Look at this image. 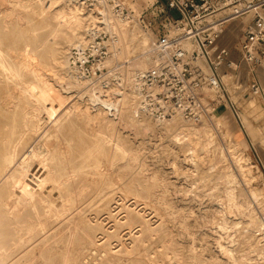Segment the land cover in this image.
Returning <instances> with one entry per match:
<instances>
[{
	"label": "rangeland",
	"instance_id": "obj_1",
	"mask_svg": "<svg viewBox=\"0 0 264 264\" xmlns=\"http://www.w3.org/2000/svg\"><path fill=\"white\" fill-rule=\"evenodd\" d=\"M127 1L133 7H141L152 0ZM25 4V0H0V36L3 44L10 49L21 45L16 33L17 24H22L21 27L27 30L23 40H33L34 37L38 42L44 40L47 29L28 8H22ZM18 13L25 17L23 23L17 22ZM106 18L110 25L101 27L112 34L109 29L117 18L111 15ZM127 27L128 30L135 28L136 35L147 38L145 46L149 51L152 38L138 26ZM32 28L35 33L29 31ZM80 45L83 43L74 42L63 52H67L69 58L70 49ZM112 50L113 54L105 62L109 72L99 78L86 75L84 83L69 84L71 87L64 90V101L57 108L62 133L73 146L66 152L82 150L88 158L83 161L86 172L80 177L75 176L71 187L72 192L83 196L76 204L77 210L71 209L67 212L68 216H61V219L48 214L39 215L36 219L31 211V216L27 217L29 224L41 220L44 228L37 235H33L35 232L23 234L25 240L9 264H80L83 255L89 253L93 245L90 242L85 248L70 245L67 261H63L67 232L71 226L69 220L78 216L89 225L94 222L101 224L106 211L116 215L130 202H134L132 206L137 209L143 207V219L148 220L144 225L140 222L143 220L139 221L142 224L141 239L135 233L136 228L120 238L126 246L120 244L117 237H104L99 242L102 244L107 240L100 248L106 254L98 264H264V111L262 116L245 115L239 104L258 95L264 107V88L261 86L262 89L255 95L247 87L249 79L246 75L239 78L229 73L233 82L231 87L221 75L237 106L238 116L227 107L211 121L200 124L175 118L179 116L160 121L140 110L133 85L135 81L130 83L127 80L129 74H133L135 79L137 72L148 69L152 61L139 68V65L136 67L117 55L115 42ZM67 63L68 67H72L69 61ZM64 65L66 63H55L53 71H46L47 79L56 85L58 81L60 84L67 80ZM222 70L225 71L226 67L222 66ZM109 87L116 88L112 92H102ZM90 93L97 96L96 100L90 98ZM105 99L112 104H104ZM97 113L102 127L93 120ZM113 121L117 124V135L129 148L127 160L117 161L112 172L119 176L116 187L125 194V200L116 199L100 207L97 203L91 204L87 198L92 187L87 177L97 176L88 170L94 162V154L99 152L94 148V140L106 134V128ZM199 134L202 140L207 135L212 139L192 155L190 151L194 150ZM182 135H189V139H176ZM104 147L109 152V144ZM100 157L102 161L106 159L105 155H100L98 159ZM127 162L128 166H125ZM94 215L97 216L96 221ZM112 219L111 216L105 220L107 225L105 223V228L97 230L96 234L101 235L103 230L112 231L113 228L108 227ZM219 244L221 248H218ZM128 250L131 251L128 253Z\"/></svg>",
	"mask_w": 264,
	"mask_h": 264
},
{
	"label": "bare ground",
	"instance_id": "obj_2",
	"mask_svg": "<svg viewBox=\"0 0 264 264\" xmlns=\"http://www.w3.org/2000/svg\"><path fill=\"white\" fill-rule=\"evenodd\" d=\"M25 3L22 8H28L47 31L44 40L40 42L36 41L35 37L33 40L26 41L23 40V36L27 30L21 27L22 24H17L16 33L21 45L15 49L6 47L0 36V264L11 262L13 255L25 240L24 233L35 232L33 235H37L43 230L44 225L41 220L33 225L29 224L27 217L31 216V211L34 212L36 219L43 214L55 218L61 216L66 218V215L69 214L67 212L76 209L77 202L83 197L81 193L72 192L71 187L74 177H80L81 173L86 172L84 169L86 164H83V161L87 154L82 150L66 152L67 148L73 146L62 133L59 125L61 117L57 115V108L64 101V90L71 87L70 85L73 86V82L84 83L87 77L72 67H68V53L63 50L74 42L84 44L88 40L90 27L102 28L95 10L85 8L73 0H25ZM16 18L18 23L25 21L22 14L18 13ZM107 21L104 20L106 25H108ZM133 29L128 30L127 25L117 18L111 23L109 30L115 39L117 55L132 62V65L136 67L139 65L140 68L152 61L151 54L145 46L147 38L136 35ZM34 30V28L29 29L30 32L35 33ZM184 45L186 48H191L188 41H185ZM61 62L66 63L64 66L67 71V80L61 81L60 84L58 81L56 85L47 79L46 71H53L55 63ZM139 71L138 74L142 72ZM222 76L226 78L224 79L227 80L230 87L233 86L228 74L222 73ZM127 80L133 83L136 81V77L134 79L133 74H129ZM113 85L117 84L113 83ZM115 88L109 87L102 92H106V90L112 92ZM254 94L256 95V93ZM90 98L96 100L97 96L94 97L90 93ZM259 101L257 95L249 100L240 101L239 104L241 103L245 115L256 117L257 115L262 116L264 111V107ZM111 102L105 99L104 104L109 105L112 104ZM85 112L90 117V113L87 110ZM175 116L168 119L180 118ZM93 120L99 127H102L98 123L100 122L98 113L94 115ZM113 122L106 128V134H100L101 136L94 140V148L99 152L97 151L96 155L93 153L94 162L91 164V168L89 167L90 169L87 168L88 171L97 175L96 177L92 175V177H87L90 178L89 182L92 184L87 198L90 199L91 204L97 203L100 207L110 201H116V199L125 200V194L121 189H117L118 186L116 187L119 176L112 172L115 171L114 167L117 165V161L127 160L129 148L125 146L124 139L117 135V124L115 121ZM181 137L189 139V135H182L176 139ZM211 139L207 135L203 138V142L201 135H197L194 150L190 151L192 155L197 154L198 150H202ZM106 144H109V152L105 151ZM97 155H105L106 159L102 161V158L98 159ZM125 166H128V162ZM82 179L86 180V178ZM146 193L149 194L150 191L146 190ZM133 204L134 202L125 204L126 207L116 215H111L110 211H106V216L101 218L100 222H103L101 224L94 222L89 225L86 220L73 216L69 220L71 226L67 232L63 261L65 263L67 261L70 245L75 248H85L87 242H90L93 247L89 249V253L83 255V261L80 264H98L106 254L105 250L100 248L109 237H117L120 244L126 246L120 238L136 228L135 233L141 239V225L146 224L148 220L143 219L144 215L141 212L143 207L137 209L132 206ZM121 208L122 206L119 209L121 210ZM111 216L113 222L108 224V227H112L113 232L103 230L101 235L96 234L97 230L103 229L106 223L104 221ZM93 217L96 221L97 216ZM89 221L90 219H88ZM104 237L106 239L101 244L99 241ZM219 246H221L220 244L218 248H221ZM130 251L128 250V253ZM229 254L231 256L230 252Z\"/></svg>",
	"mask_w": 264,
	"mask_h": 264
},
{
	"label": "built area",
	"instance_id": "obj_3",
	"mask_svg": "<svg viewBox=\"0 0 264 264\" xmlns=\"http://www.w3.org/2000/svg\"><path fill=\"white\" fill-rule=\"evenodd\" d=\"M73 1L95 10L101 25L111 15L152 38L151 66L136 76L134 89L140 110L157 119L177 115L200 124L227 107L238 116L222 73L246 75L249 90L262 89L257 68L264 70V0H152L141 7L127 0ZM235 20L246 24L233 48L237 58H232L217 40ZM185 41L191 48L185 47ZM113 42L109 31L90 27L88 40L69 51L71 66L91 78L106 75Z\"/></svg>",
	"mask_w": 264,
	"mask_h": 264
},
{
	"label": "crops",
	"instance_id": "obj_4",
	"mask_svg": "<svg viewBox=\"0 0 264 264\" xmlns=\"http://www.w3.org/2000/svg\"><path fill=\"white\" fill-rule=\"evenodd\" d=\"M245 20H235L232 25H227L224 27L222 33L220 34L217 43L221 47L228 48L230 50V56L232 58H237V54L233 51L235 42L238 40L243 27L245 26ZM222 35H226L223 37ZM222 36V37H221ZM228 36V37H227ZM228 40V41H226ZM257 78L260 85L264 88V70L257 68Z\"/></svg>",
	"mask_w": 264,
	"mask_h": 264
}]
</instances>
